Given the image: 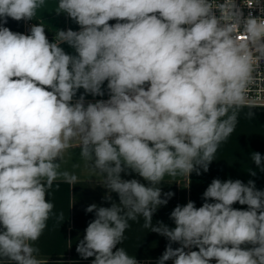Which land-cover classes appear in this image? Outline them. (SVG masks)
<instances>
[{"label":"clouds","instance_id":"9594fccd","mask_svg":"<svg viewBox=\"0 0 264 264\" xmlns=\"http://www.w3.org/2000/svg\"><path fill=\"white\" fill-rule=\"evenodd\" d=\"M44 3L0 0V264H49L36 242L50 219H65L47 197L79 182L59 171L76 146L111 203L86 207L95 218L77 243L81 259L139 264L117 246L143 218L169 241L156 264H264V190L252 179L214 178L200 207L189 200L171 211L175 227L152 223L174 196L162 193L165 176L207 173L241 110L260 106L251 93L264 85V0H59L56 14L78 31L50 41L42 23L30 34L5 26L34 19ZM251 160L264 171L261 153Z\"/></svg>","mask_w":264,"mask_h":264},{"label":"crops","instance_id":"0c3cea01","mask_svg":"<svg viewBox=\"0 0 264 264\" xmlns=\"http://www.w3.org/2000/svg\"><path fill=\"white\" fill-rule=\"evenodd\" d=\"M58 2L59 0H45V3L37 9L36 20L17 22L9 18L5 26L13 32L30 34L32 25L29 23L38 24L39 21L48 28L49 31L46 32V35L50 41H54L57 30L71 28L78 31L79 26L68 16L65 26L61 24V14H56ZM115 22L114 20L110 21L111 24ZM62 47L66 52L73 53L68 45H62ZM106 83L103 86L105 90ZM82 93L83 89L79 90L77 98ZM107 98V92L104 97L86 95V103ZM249 111L255 113L252 119L247 118L246 113ZM253 152H259L264 156V106L251 109L246 107L241 110L236 130L226 143L221 144L207 173L201 170V174L197 175L196 172H193L190 174L189 180L186 176L176 178L165 176V182L160 185L162 193L173 192L174 196L167 205L160 206L154 213L153 225H156L157 222H163L170 228L175 227L174 221L170 219L171 211L178 204L185 205L189 200L200 207L204 202L202 199L203 192L214 178L221 181L240 179L245 183L252 179L255 181L257 189L264 190V171L253 164L251 160ZM249 168L256 171L255 177L249 175ZM59 171H67L76 175L79 182L74 186L60 183L58 190L54 186L49 193L47 198L54 203V212L57 214L63 212L65 219L60 224L56 223L55 217L49 220L48 228L36 242V246L40 249L38 258L48 261L49 264H57L61 260L64 264H70V262L91 264L92 258L81 259L76 252V246L79 240L83 238L88 223L95 218L94 212H85L86 207L93 203L98 206H111L110 202L103 199L107 193V190L101 185L103 178L98 172L93 171L91 165L80 156L78 146L65 151ZM122 178H135L141 183L147 184L135 173L131 175L122 173ZM111 195L113 201L119 203L118 195L116 193ZM233 207L247 208L246 205L242 206L238 203L234 204ZM143 222V218H140L138 222L129 221L130 227L125 232L126 239L117 247H124L130 255L136 257L139 264H156L169 241L155 232L144 229L142 227ZM172 246L173 248L179 247L176 243H173ZM166 264H173V262L170 260ZM211 264H215V261L213 260Z\"/></svg>","mask_w":264,"mask_h":264},{"label":"built area","instance_id":"2783aa9c","mask_svg":"<svg viewBox=\"0 0 264 264\" xmlns=\"http://www.w3.org/2000/svg\"><path fill=\"white\" fill-rule=\"evenodd\" d=\"M245 11L247 12V9H245ZM29 24L34 25L32 22ZM262 68H264V64H262ZM251 97L252 102L256 103L257 105L264 106V85H258L251 93Z\"/></svg>","mask_w":264,"mask_h":264},{"label":"trees","instance_id":"16d2710c","mask_svg":"<svg viewBox=\"0 0 264 264\" xmlns=\"http://www.w3.org/2000/svg\"><path fill=\"white\" fill-rule=\"evenodd\" d=\"M66 17H67V14L66 13H61V24L63 25V26H65V24H66ZM35 19V18H34ZM36 20V19H35ZM38 21V20H37ZM38 23H41V22H39L38 21ZM46 30V32H48L49 30H48V28H46L45 29Z\"/></svg>","mask_w":264,"mask_h":264}]
</instances>
